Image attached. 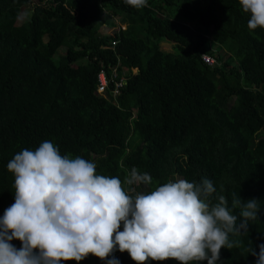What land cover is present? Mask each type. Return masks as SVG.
I'll return each instance as SVG.
<instances>
[{
  "label": "trees",
  "instance_id": "16d2710c",
  "mask_svg": "<svg viewBox=\"0 0 264 264\" xmlns=\"http://www.w3.org/2000/svg\"><path fill=\"white\" fill-rule=\"evenodd\" d=\"M30 2L0 0V217L15 196L7 163L50 140L62 155L94 162L97 174H149L150 185L125 184L133 196L207 178L213 204L223 195L230 207L233 192L256 198L258 219L230 236L240 245L222 248L217 262L256 264L249 249L264 244V29H248L239 0H148L142 9L124 0H35L17 24ZM161 39L175 51L161 50ZM112 69L123 75L118 93L111 82L98 93V71L109 78ZM114 255L136 264L126 251ZM62 264L105 261L89 254Z\"/></svg>",
  "mask_w": 264,
  "mask_h": 264
},
{
  "label": "clouds",
  "instance_id": "9594fccd",
  "mask_svg": "<svg viewBox=\"0 0 264 264\" xmlns=\"http://www.w3.org/2000/svg\"><path fill=\"white\" fill-rule=\"evenodd\" d=\"M124 2L136 9L148 6V0ZM239 4L250 16L248 29H264V0ZM96 167L80 156L62 155L50 140L9 160L15 196L0 217V264H62L89 254L105 264H120L117 250L136 264L168 259L217 264L222 248L240 245L230 236L247 234L249 223L258 219L256 198L242 200L233 192L230 207L223 195L213 204L216 187L207 178L168 181L133 196L134 189L125 184L150 185L149 174L132 169L122 181L97 174ZM13 239L21 242L19 249ZM258 247L249 253L256 264H264V244Z\"/></svg>",
  "mask_w": 264,
  "mask_h": 264
},
{
  "label": "built area",
  "instance_id": "2783aa9c",
  "mask_svg": "<svg viewBox=\"0 0 264 264\" xmlns=\"http://www.w3.org/2000/svg\"><path fill=\"white\" fill-rule=\"evenodd\" d=\"M111 44L114 45L115 41L114 40L111 41ZM200 58L204 63L208 65H212L214 63V59L206 53H202L200 55ZM131 70L134 71V69ZM115 73H116L115 69H112L109 78H107L102 70L98 71L96 75V80H97L96 90L98 93H102L105 90L108 82L112 83L111 93L112 94L118 93V89L122 86L124 80H123V75H120L118 79L115 78L116 77Z\"/></svg>",
  "mask_w": 264,
  "mask_h": 264
},
{
  "label": "rangeland",
  "instance_id": "374dc122",
  "mask_svg": "<svg viewBox=\"0 0 264 264\" xmlns=\"http://www.w3.org/2000/svg\"><path fill=\"white\" fill-rule=\"evenodd\" d=\"M35 2V0H31L29 4H25L21 7L20 13L17 17V22H22L23 20L27 19L28 16L30 15V9L32 8V4ZM114 31L113 28H110L107 32L112 33ZM159 47L163 51H168V52H174L175 48L173 47L171 42L165 41L164 39L159 40ZM63 49H58L57 53H63Z\"/></svg>",
  "mask_w": 264,
  "mask_h": 264
},
{
  "label": "crops",
  "instance_id": "0c3cea01",
  "mask_svg": "<svg viewBox=\"0 0 264 264\" xmlns=\"http://www.w3.org/2000/svg\"><path fill=\"white\" fill-rule=\"evenodd\" d=\"M166 41V40H165ZM169 42V41H168Z\"/></svg>",
  "mask_w": 264,
  "mask_h": 264
}]
</instances>
